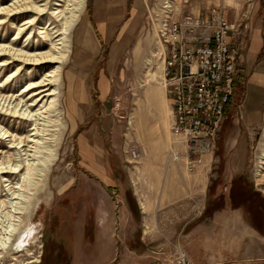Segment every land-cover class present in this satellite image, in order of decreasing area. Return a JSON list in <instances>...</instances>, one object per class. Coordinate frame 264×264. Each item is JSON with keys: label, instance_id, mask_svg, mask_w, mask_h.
<instances>
[{"label": "rangeland", "instance_id": "1", "mask_svg": "<svg viewBox=\"0 0 264 264\" xmlns=\"http://www.w3.org/2000/svg\"><path fill=\"white\" fill-rule=\"evenodd\" d=\"M6 1L0 0V3ZM175 1L176 7L182 5L184 8L187 4L184 0ZM231 1H238L241 8L243 4L240 14L230 8L232 4L228 5L223 0H215L212 4L233 11L232 20L238 27L239 62H243L244 53L249 49L252 31L259 28L262 45L254 62L256 67L260 66L264 61V0ZM65 2L49 0L46 12L41 14L32 32L28 29L17 37L19 44L46 42L39 34V28H47L51 21L56 20L50 12ZM93 6L90 0H85L76 12L80 22H84L87 8L90 22L89 27L83 30L87 34L90 31L89 41L86 39L87 48H82L80 53L84 56L83 62H88V58L90 62L81 66L83 70L92 72V78L82 80L89 90L91 102L77 105L73 112L65 109L66 76L73 52V58L79 56V46L76 42L74 44V37L70 60L65 65L72 44L69 35L67 59L59 64V116H54L62 124L57 123L49 133L51 136L45 137L55 150L56 159L46 171L43 190L36 197L30 195L31 204H27L28 209L22 217L28 223L27 233L21 242L17 241L4 250L0 264H119L123 261L154 264L152 249L162 247L168 252L174 246L184 249L195 264H251L246 262L248 260L264 264V93L263 103L254 120L247 114L259 106L260 96L251 91L246 101V86L251 72L241 67L240 84L226 109L212 157L205 156L193 171H189L183 160L172 161L168 156L171 119L162 83L160 49L146 13L126 39L116 40V29L108 38L98 29L99 23L107 26L104 2L96 6L97 9ZM92 12L95 13L93 19L90 17ZM21 23L18 21L17 25ZM13 25L8 21L0 28L1 39L14 37L16 24ZM121 40L124 45L114 54L110 45ZM92 41L102 44L97 53ZM39 67L24 68L17 77L5 83L7 73L15 68L10 67L0 73L1 88L12 91L14 96L22 98L23 104L29 105V98L26 92L21 93V88L29 80L43 76L45 70L41 71ZM82 69L76 67L75 71ZM100 72L108 76L109 91L105 104L96 111L93 105L98 102L96 76ZM77 86L78 83L75 88ZM31 123L0 114L1 127H9L20 134L29 133ZM7 146V141L0 139V150H6ZM131 146L139 150L140 158L129 162L127 150ZM92 165L109 170L129 169H126L131 174L128 175V184H135L138 196L148 200L155 210L151 237L141 235L138 238L134 231L137 226L143 229L142 222L134 228L126 209L122 210L121 219L115 221L114 210L110 209L112 206L115 208V199L106 190L104 177L94 174L97 169ZM199 171L203 175L205 173L204 181L208 180L206 193L203 189L197 191L187 181ZM4 184L0 181V198L9 195ZM6 210L0 208V231L6 223ZM106 211L109 212L106 223L98 225L104 220ZM218 212L232 215H219ZM82 217L84 254L70 255L61 232L76 231L73 224ZM186 222L188 225L182 231ZM128 233L136 236L125 239ZM103 234L105 238L100 236ZM252 246L261 252L245 256L254 251Z\"/></svg>", "mask_w": 264, "mask_h": 264}, {"label": "built area", "instance_id": "2", "mask_svg": "<svg viewBox=\"0 0 264 264\" xmlns=\"http://www.w3.org/2000/svg\"><path fill=\"white\" fill-rule=\"evenodd\" d=\"M176 5L175 0H155L146 19L156 28L162 47L163 84L171 119L168 156L172 161L183 160L186 169L193 171L205 156L212 157L233 95L240 60L238 27L226 19L220 6L196 14L182 12ZM127 151L129 162L140 158L136 147ZM151 252L154 264H195L179 246L168 252L162 247Z\"/></svg>", "mask_w": 264, "mask_h": 264}, {"label": "bare ground", "instance_id": "3", "mask_svg": "<svg viewBox=\"0 0 264 264\" xmlns=\"http://www.w3.org/2000/svg\"><path fill=\"white\" fill-rule=\"evenodd\" d=\"M84 1L66 0L64 5H56L50 12V16L56 20L49 24L47 22V28H39V34L46 42L33 44L29 41L22 45L19 44L17 37L28 29L30 33L32 32L34 24L40 20L41 14L46 12L49 0H8L0 3V28L8 21L16 24L13 38L10 40L8 36L0 38V73L15 66L14 70L7 73L5 83L13 80L24 68L30 66H40L41 71L45 70L42 77L29 80L21 88V93L26 92L29 98V105L23 104L22 98L14 96L12 91H5V88H1L3 84H0V114L32 122V127L26 134L0 125V139L6 140L8 145L6 150H0V181L5 182L3 186L6 187L7 195L9 194L0 198V208L7 209L4 212L6 223L0 231V257L9 245L21 242L27 233L28 223L22 217L28 209L27 204H31L30 195L36 197L37 193L43 190L46 171L56 159L57 154L45 137L50 135L52 128L59 123L54 119V116H59L57 109L61 69L59 64L67 59L69 35L73 36L74 28L79 21L76 12ZM18 21L22 23L17 25ZM52 30L53 33H50ZM154 33L163 68L162 47L157 38L156 28ZM165 99L170 116L166 95ZM168 129L170 131V127ZM169 141L168 138V144Z\"/></svg>", "mask_w": 264, "mask_h": 264}, {"label": "crops", "instance_id": "4", "mask_svg": "<svg viewBox=\"0 0 264 264\" xmlns=\"http://www.w3.org/2000/svg\"><path fill=\"white\" fill-rule=\"evenodd\" d=\"M104 2L105 4V8H104V13L107 16V18H105L106 21V25L107 26H102L101 23L98 24V29L101 32H105V38L111 37V33L113 32V30H117V39L116 40H120L122 38H127V36L129 35L130 31L134 29L135 25L139 23L140 21V17L144 16L145 13L147 12V9L149 7V5L154 1V0H90L91 3H93V8L97 9L96 6H99L101 2ZM215 0H195L193 2L189 3L187 2L186 5H184L185 7L182 8V5L179 6L180 10L182 12H194L196 14H206L209 9L213 6H220L218 4H212ZM223 2H227L228 5L232 4V6H230V8H234L235 12L237 14L241 13V9L243 8V4L242 8L241 6H238V1H232L231 0H223ZM230 3V4H229ZM87 6V5H86ZM221 7V6H220ZM223 8V7H222ZM96 11V10H95ZM98 11V10H97ZM223 12H224V16L226 17V19L229 22H234L233 19V11L231 10H226L223 8ZM94 12H92L91 14V18L93 19L94 17ZM99 15V14H98ZM81 18V17H80ZM90 22H88V18H87V8H86V19L84 22H79L76 24L74 31H73V36H72V44H71V50H70V55L68 58V61L65 63L68 64L69 60H70V56L72 53V47H73V38L75 37L74 40V44L75 42L78 43L79 46V56L77 59L73 58V54H72V63L70 66V69L68 70V74L66 76L67 79V88H66V92L64 95V105H65V109L68 110V112H73L77 109V105L79 104H89L91 102V100L89 99V90L88 88H85V84L82 82L83 79H90L92 78L91 73L92 72H87V70H83L82 68V64L83 63H90L89 62V58L87 59L88 62L84 61L83 62V55L80 53V50L82 48H85L87 46L86 44V39L89 41V30H88V34L86 32L83 33V30H85V28L89 25ZM105 25V24H103ZM89 27V26H88ZM117 27V28H116ZM252 31V29H251ZM259 28L256 27L254 28V30L252 31L251 35H250V39H249V49L245 51L244 53V60L243 62H239L238 63V75L234 80L233 83V95L231 96V101H233V98L235 96V93L238 90L239 84H240V79H241V67L244 70L250 71V78L248 79V83L246 86V101L247 98L249 96V93L254 92L255 95L260 96V103L259 106L256 107V109L254 111H256V113L254 114V111L251 112L250 115L251 118H253L254 120H256V115L257 112L260 110V107L263 103V93H264V61L261 62V65L257 66L255 65V59L258 57V55L260 54V50H261V45H262V37L260 35V33H258ZM91 34V33H90ZM91 36V35H90ZM122 41V40H121ZM118 41L114 43H112L110 45V49L112 50V52L115 54L117 52V50L119 48H122V46L124 45V41ZM93 42V41H92ZM93 46H94V51L95 53L98 52L97 48H101L102 44H98V43H94L93 42ZM87 48V47H86ZM74 51V48H73ZM87 52V51H86ZM239 52H240V46H239ZM90 56V54H89ZM91 61V60H90ZM82 65V66H81ZM76 67H80L82 70H77V72L75 71ZM96 86H97V90H96V100H98V102L93 105L94 110H99V106L104 105V101L106 100V97L108 95V91H109V83H108V76L106 75L105 72H100L97 74L96 76ZM79 81V82H78ZM62 82H63V78H62ZM76 82V83H75ZM78 86L75 88V85ZM90 101V102H89ZM230 101V102H231ZM229 106V104H228ZM227 106V107H228ZM101 109V108H100ZM263 116V114H261ZM92 167H94V169H97L95 171V175H99L102 176V178L104 177L106 183H107V187L108 189H106L109 192V195L111 198L115 199L114 200V206L115 208H113V206L110 208L111 210H114V214H115V221L120 220L121 216H122V210L126 209L127 213L129 214L132 223H133V227L135 228V225L137 224H141L143 225V229H141V226H137L136 227V231H134V233H137L138 238H141V235L144 236H152V234L154 233V215H155V210L153 207H151L148 203V200H146L145 198L138 196L137 194V187L135 186V184L132 186L128 184V175L131 176L130 172H127L125 168H118V169H108L106 167L103 168H98L96 165H92ZM93 169V168H92ZM118 176H120L119 178H117ZM205 173L203 175V173L201 171H199L197 173V175L195 177H193L192 179L189 180V178L187 179V181L191 184V186H193V188H196L197 191L200 192V190L206 193L207 189H208V180L207 182L204 181L205 179ZM97 178V177H96ZM132 183L133 180L132 178H130ZM135 180V179H134ZM136 181V180H135ZM205 182V185H204ZM204 185V188H203ZM133 187V188H132ZM142 189V187H141ZM131 201L134 202V205L137 208V212H135L132 207H131ZM183 201V200H182ZM186 200L183 202L185 203ZM205 205V201L203 203V206ZM185 206V205H184ZM183 207V206H182ZM232 210V209H231ZM233 211V210H232ZM219 215H232L230 213H222L220 214V212H218ZM142 214H143V218H142ZM107 215H109V212H105V217L104 220L99 221L98 225L104 224L107 221ZM83 222H84V218H80L79 220H77L73 225L75 226V230L76 231H62L61 232V237L64 239V241L66 242V244L68 245V251L70 255H81L84 254V250H85V246L82 244L84 242L85 237L83 236V231H82V226H83ZM95 218H94V223H93V228L95 227ZM185 225V226H184ZM182 227V231H184V227H186V225H188V223L186 222ZM131 234L133 233V231L130 232ZM130 234V235H131ZM129 233L128 235L125 237V239L129 238V237H134L136 236V234L134 236H130ZM102 238H105V234L100 235ZM137 238V237H136ZM82 241V243H81ZM76 244L78 247H76ZM254 247V251L251 252L250 254H246L245 256L248 255H255V253L261 252V250H257V248ZM150 251V250H149ZM151 253V252H150ZM140 254V253H138ZM263 255V252H262ZM224 257H221V259ZM119 264H129L126 262H121ZM139 264V263H136Z\"/></svg>", "mask_w": 264, "mask_h": 264}, {"label": "trees", "instance_id": "5", "mask_svg": "<svg viewBox=\"0 0 264 264\" xmlns=\"http://www.w3.org/2000/svg\"><path fill=\"white\" fill-rule=\"evenodd\" d=\"M131 207H132V209H133L135 212H137V208H136V206L134 205V202H132V201H131Z\"/></svg>", "mask_w": 264, "mask_h": 264}]
</instances>
